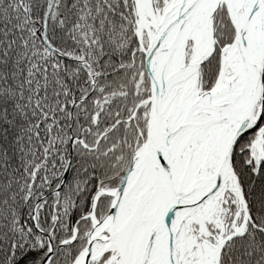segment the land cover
<instances>
[{
  "label": "snow or ice",
  "instance_id": "snow-or-ice-1",
  "mask_svg": "<svg viewBox=\"0 0 264 264\" xmlns=\"http://www.w3.org/2000/svg\"><path fill=\"white\" fill-rule=\"evenodd\" d=\"M0 264H264V0H0Z\"/></svg>",
  "mask_w": 264,
  "mask_h": 264
}]
</instances>
